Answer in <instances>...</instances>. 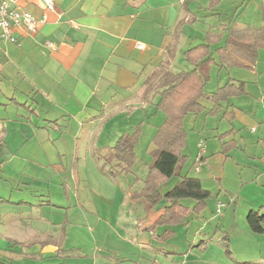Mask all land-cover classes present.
I'll return each mask as SVG.
<instances>
[{"label": "crops", "instance_id": "obj_1", "mask_svg": "<svg viewBox=\"0 0 264 264\" xmlns=\"http://www.w3.org/2000/svg\"><path fill=\"white\" fill-rule=\"evenodd\" d=\"M53 1L56 8L48 11L42 0H18L19 9L37 20L46 19L36 35L15 29L17 42L0 36V111L8 115L12 105L17 110L15 120L0 116V172L4 173L8 164H14L26 179L44 175V168L60 172L68 153L59 144L70 131L76 139L99 135L101 143L112 146L104 154L98 146L93 151L100 179L95 177L89 183L88 175L83 176L78 168L73 170L75 182L86 184L85 195L77 196V206L83 210L80 223L70 217L71 206L65 202L55 204L51 195L46 196V205L57 208L63 222L57 242H50L47 236L43 246H56L58 256L78 257L85 261L83 264H264V236L253 233L247 223L250 211L264 213V48L251 67L213 64L205 89L207 96L230 81L243 84L244 94L217 105L205 98V110L184 121L186 145L195 157V170L192 167L184 173L189 158L185 145L181 174L199 178L212 193L201 214L192 215L178 226L153 227L165 203L153 204L142 192L155 149L146 174L136 176V183L130 180L123 184L121 179L135 174L137 163L130 173L115 177L109 174L111 166L107 163L111 149L122 136L139 125L143 133L153 120L154 109L161 112L157 109L159 94L143 99L145 80L163 65L169 64L174 73L193 70L184 53L204 44L208 32L225 39L228 27L261 28L264 0H235L241 1L237 9L262 11L261 26L222 25L217 31L205 32L202 43L185 50L181 46L187 36L179 25L196 18L188 8L189 0H179L185 11H177V0ZM221 3L211 0L210 9L218 11ZM47 41L55 48L47 47ZM136 42L144 49L136 48ZM175 43V56L170 60L169 47ZM223 44L213 45L212 50ZM179 53L187 63H179L176 68ZM214 58L218 59L216 53ZM213 78L216 83L211 85ZM151 105L154 108L149 110ZM133 113L136 116L131 117ZM129 119L134 122L129 123ZM14 123L23 142L7 156L8 128ZM160 126L148 127L152 143ZM230 143L234 146L229 147ZM135 153L137 156V146ZM179 180L176 177L163 185L160 194L165 196ZM3 199L0 195V201ZM217 201L225 202L219 215ZM184 203L190 208L195 204ZM137 204L143 209L139 222L128 228L119 226V210L129 205L133 209ZM13 223L18 227L15 220ZM1 225L8 227L10 219L5 224L0 214ZM12 237L0 235V255L9 257V264L19 245ZM20 246L27 247L23 243Z\"/></svg>", "mask_w": 264, "mask_h": 264}, {"label": "rangeland", "instance_id": "obj_2", "mask_svg": "<svg viewBox=\"0 0 264 264\" xmlns=\"http://www.w3.org/2000/svg\"><path fill=\"white\" fill-rule=\"evenodd\" d=\"M179 2L177 0V11H185L181 8ZM240 2H236L235 0H222L221 5L218 6V11H213L210 9L211 0H189L188 8L196 15V18L194 20L189 19L190 21H185L179 25V28L187 36L184 38L181 47L185 50L192 45L200 44L203 42L205 32L210 29L217 31L220 26L228 25L229 23H232L238 28L245 27L248 24L261 26L262 11H251L249 9L245 11L242 7L237 9ZM216 13H221V15H216ZM183 14L185 13L183 12ZM179 63H187L182 53L178 54V60L175 63L176 68H178V65L180 66ZM217 71V68H214V73ZM215 76L217 75L215 74ZM215 83L216 78H213L211 85ZM153 108L154 106L151 105L149 110ZM5 112V110L0 111V116L6 115ZM16 112V107L12 105L8 109V115L6 116H11L10 118L15 120L14 114ZM153 113V120L149 126H145V130L137 145L136 173L123 177L121 179V182H124L123 184H127V181L130 182V180L132 181L130 183H136V176L141 177L146 174L148 164L152 159L151 152L155 149L151 141L153 135L148 132V129L151 128L152 124L160 126L165 120V115L162 112L156 113L154 109ZM132 116H136V113L131 114ZM131 122L134 121L129 119V123ZM138 123L139 121L132 124L136 125ZM15 126L14 123L8 128L9 134L6 141L9 150L7 149L5 152L7 156L10 152H15L23 142L19 137V129ZM90 137L76 139L70 131L61 140L59 145L68 153L64 161L65 166L68 164L67 170H64L66 169L64 166L60 169V172H54L53 168L49 167L44 168V171L42 170L44 175H41L38 169L33 168L37 174L40 173V175H36L35 179L22 177L12 166L14 164H8L4 173L0 172V195L4 196L5 200H9L5 201L3 199V201H0V214L5 218V224L10 219L11 225L8 227L1 225L0 235L6 237L11 234L13 236L12 238L19 241L18 248L16 249L17 253H12V261L9 260L10 264H59L63 261L66 264H83L85 262L78 257L63 258L61 255L58 256L56 254L58 248H55L56 246L54 247L53 245L43 246V242L45 241L43 238L45 239L48 236L50 242L51 240L57 242L61 235L60 229L63 222V218L60 212H58V209L51 205H46L47 195H51V201L55 204L65 202L67 206H71L72 208L69 210V214L72 220L78 223H80V220H83V210L77 206V196L79 195L82 198L85 195L86 190L84 188L86 184L83 181L75 182L73 170L74 168H78V171L83 176L84 174L88 175L89 183L90 181L91 183L95 181L96 178L100 179L98 170L96 171V155L94 156L95 153L93 151L95 150V146H98L97 148L104 154L105 150L112 146L110 143H101L103 139H100L99 135ZM185 152L189 154V158L184 165V173L189 171L190 168H194L195 161V157L189 153V145H186ZM212 202L213 200L210 201V204ZM131 207L130 205L127 207L124 206L119 210V226L126 228L135 226L139 222V218H142V206L137 204L134 205L133 209ZM210 214L212 216V212ZM216 215H219V213L216 212ZM13 220L17 222L18 227L14 226ZM68 227L65 231L66 233L68 232ZM34 241H37V243L32 245ZM20 243L25 244L27 247H24V249L23 247L21 248ZM21 250L24 251L23 255L20 253ZM6 258L9 257L0 255V264H9L6 262Z\"/></svg>", "mask_w": 264, "mask_h": 264}, {"label": "trees", "instance_id": "obj_3", "mask_svg": "<svg viewBox=\"0 0 264 264\" xmlns=\"http://www.w3.org/2000/svg\"><path fill=\"white\" fill-rule=\"evenodd\" d=\"M227 31L225 39L208 32L204 44L184 53L186 60L194 66L193 70L174 73L167 67L169 64L163 65L145 80L143 99L147 100L151 95L159 94L157 109L166 117L153 139L154 159L144 180L142 192L153 204L165 203L164 212L153 227L181 225L192 215L201 214L212 196L199 178L181 174L187 139L184 121L187 116L198 115L205 110L202 103L205 98L217 105L227 102L233 96L244 94L243 84L230 81L211 96H207L205 89L213 64L217 63L223 68L251 67L257 61L259 50L264 48V24L259 29L228 27ZM222 42V46L212 50L213 45L217 46ZM176 44L169 47L170 60L175 56ZM215 53L217 60L214 58ZM141 133L142 127L139 125L132 133L122 136L111 149L107 160L111 166V176L128 174L133 170L136 164L135 149ZM231 146H234L233 143H230L229 147ZM176 177L180 180L162 196L160 188ZM185 201H193V208L187 206ZM247 223L253 233L264 236V213L250 211ZM206 242L208 241L204 244Z\"/></svg>", "mask_w": 264, "mask_h": 264}, {"label": "built area", "instance_id": "obj_4", "mask_svg": "<svg viewBox=\"0 0 264 264\" xmlns=\"http://www.w3.org/2000/svg\"><path fill=\"white\" fill-rule=\"evenodd\" d=\"M48 11L55 10L53 0H42ZM183 2L186 0H182ZM18 0H0V36L2 39L17 42L13 35L15 29L24 30L30 35H36L39 32L40 25L44 23L46 17L37 20L31 13L21 10L17 4ZM45 45L51 49L55 48L52 42L47 41ZM136 48L143 50L144 45L136 42ZM200 150L203 149V143L200 144ZM224 203L218 202L217 213H220Z\"/></svg>", "mask_w": 264, "mask_h": 264}]
</instances>
